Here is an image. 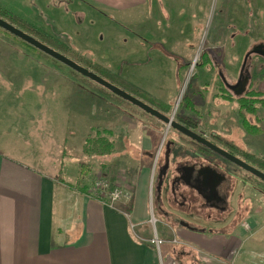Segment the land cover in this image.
Segmentation results:
<instances>
[{
	"label": "rangeland",
	"instance_id": "374dc122",
	"mask_svg": "<svg viewBox=\"0 0 264 264\" xmlns=\"http://www.w3.org/2000/svg\"><path fill=\"white\" fill-rule=\"evenodd\" d=\"M116 1L123 5L122 0ZM150 1L156 4V9L162 5L163 12L160 16L156 14L159 21L152 29L147 26L149 17L143 14L146 4L142 3L132 4L118 14L101 5L92 4L91 0H0V4L12 12L24 26L29 25L27 29L33 30V36L84 66L92 62L124 78L131 74L136 80H141V76L147 75L148 79L143 78L140 83L147 86L146 91H153L165 100L171 99V95H161L158 91L167 86L170 89L177 86L170 103L172 113L168 112L167 115L173 114L175 108V111L178 110L174 113L175 119L179 116L190 117L197 123V129L206 136H210V131L215 130L216 125L222 126V134L227 138L245 150L252 151L260 160L264 159V107H261V103H256V115L245 109L241 111L242 115L263 130V134L252 135L241 123L238 102L223 100L220 92L221 71L231 79V83H236L243 75L250 73L260 72L264 77V61L259 58H253L249 62L246 60L243 69L245 56L251 54L253 47L264 43V0H161V3H156L157 0ZM19 28L26 29L22 25ZM155 37L165 42V46L163 42H159L164 47L171 46L179 56L187 60L189 66L179 70L177 63V72L175 56H179L169 52L175 55L172 58L160 45H151L150 43L154 42L152 38ZM14 39H19V43ZM0 40L3 42L0 53L22 54L24 49L27 54L34 55L36 61L40 59V62H37L40 68H37L36 63V68L32 66L28 71L17 67L15 72L19 80L12 85L7 84L11 85L9 91L15 94H10L15 100L12 102L19 106L26 101L30 102L32 94L25 95L23 91L17 90L18 86H34L35 151L46 152L47 148L50 150L57 146L63 151L65 145L67 161L70 162L69 156H73L79 169L82 166L84 171L88 172V175H81L79 172L80 177H106L112 181L119 180L133 189L146 162L154 165L149 170L150 192H154L151 209L155 214H152L157 219L159 231L170 229L161 223L162 219L165 220L162 211L166 209V204L156 192L155 185L158 171L163 165L158 154L165 141L178 136L173 127L131 102L118 99L111 91L108 92L107 88L46 55L33 45L25 44L17 36L5 33L1 28ZM167 41L172 45L168 46ZM28 48L31 50H27ZM205 49L210 53L212 62L205 68H192L196 58L197 62H200V56ZM153 67L155 69H152ZM159 70L164 72L165 79L161 72H157ZM24 75L29 77L24 78ZM2 86V89L6 88ZM256 87L264 91V81H260ZM47 88L51 90L48 91ZM185 95L195 102L194 110L181 104ZM29 126H32V123ZM98 130L111 132L109 138L115 144L113 155L101 157L84 152L86 139L96 135ZM149 130H155L158 140L161 137V143L158 145V141L156 146L158 153L155 149L147 159L146 154L141 151V146L135 147L132 143H138ZM28 133L32 137V131L29 130ZM233 152L258 168L264 167L258 161L248 160L243 153ZM234 165L237 175L244 183L238 184L240 179L236 176L237 183L233 182V185L237 186L235 198H239L241 194L246 195V184L264 188L260 179ZM69 167L71 166L68 165ZM258 205L262 204L258 202ZM202 210L206 213L204 223L212 222L207 218L208 213L212 216L218 215L216 210ZM241 217L242 215L237 220L233 219L234 224H239ZM152 228L149 220L147 234L151 233Z\"/></svg>",
	"mask_w": 264,
	"mask_h": 264
},
{
	"label": "crops",
	"instance_id": "0c3cea01",
	"mask_svg": "<svg viewBox=\"0 0 264 264\" xmlns=\"http://www.w3.org/2000/svg\"><path fill=\"white\" fill-rule=\"evenodd\" d=\"M122 1L123 5L116 0H91V3L117 14L132 4H146L143 14L149 17V29L163 13L162 5L156 9V4L150 0ZM14 41L19 43V39ZM152 41L151 45L163 42L165 46L158 37ZM2 43L0 40V46ZM166 44L172 45L168 41ZM167 49L178 55L171 46ZM35 58L24 49L22 54L0 53V264H264V188L246 185V195H240L231 203L232 211L239 217L242 215L239 224L232 222L234 216L224 218L222 223H204V217L178 214L179 220L186 222L183 227L167 218L160 220L170 229L159 231L157 228L158 235L165 240L158 249L148 240L154 229L151 235L146 230L154 213L151 209L154 192H150L149 175L154 165L146 162L135 188L129 186L134 194L130 203L111 206L88 194L93 177H80L81 169L75 158L69 156L70 162L67 161L65 145L63 151L59 146L47 148L46 152L35 151L34 86H12L27 96L32 94L31 101L21 106L14 103L10 96L13 92L9 91L19 80L15 69L36 68L34 64L40 59L36 61ZM179 58L181 64L187 63L186 59ZM177 63L180 67L176 60V70ZM37 68L40 67L37 65ZM157 72L166 78L164 72ZM26 77L29 76L24 75ZM140 78L136 80L131 74L127 77L133 85L146 91L147 86L140 82L148 79L147 75ZM2 85L6 88L2 89ZM175 88L177 86L172 89L167 86L158 91L161 95H171L169 100L153 91L147 92L170 104L177 91ZM158 141L160 145L161 137L158 140L155 130H149L138 143L132 144L140 145L148 159L155 149L158 153ZM166 197L162 195L164 200ZM244 223H248L249 228L244 227Z\"/></svg>",
	"mask_w": 264,
	"mask_h": 264
},
{
	"label": "flooded vegetation",
	"instance_id": "af4514ba",
	"mask_svg": "<svg viewBox=\"0 0 264 264\" xmlns=\"http://www.w3.org/2000/svg\"><path fill=\"white\" fill-rule=\"evenodd\" d=\"M250 52L251 54H247L245 56L243 69L245 67L246 60L249 62L253 58H259L260 60L264 61V43L253 47ZM220 75L222 78V89L220 91L222 95L231 93L239 96L247 91L252 90L258 93L264 92L263 90H259L256 87V84H258L260 81H264V77L262 74H260V72L256 74H245L239 78L236 83H231V79L223 71H221ZM239 83L241 85L236 86ZM238 104L241 123L245 128L241 114L242 109L239 102ZM179 105L180 100L177 106L179 107ZM177 111H175L174 108L173 114H171V112L169 113L170 115H168L172 116L173 119L178 121L180 124L196 133L203 135L208 140L224 148L228 152L238 157L240 156L235 154L233 151L243 153L246 158H248L246 156L247 154L255 155L256 157L260 158L252 151L245 150L244 148L238 146L233 140L227 138L225 134H222V126L216 125L215 130L212 129L210 131V136H206L201 133L199 129H197V123H195L190 117L182 116V118L175 119L174 113ZM256 113L250 114L256 115ZM249 122L252 125H256L251 121ZM173 129L177 132L176 135L178 136L165 141L163 147L161 148V152L158 154L159 160L163 161V165L158 171L155 187L159 196H168L165 200L163 199L168 204V207L162 211L164 217L175 223H178L180 227H183L186 222L179 220L180 218H178V214H187L189 216L193 215L195 217L197 216L205 218L206 213L202 209L209 208L218 211L217 216H212L209 213L207 214V218L212 222L222 223V220H225L224 218L228 219L234 216V218H232V222L234 223L233 219H239V215L232 211L233 209L231 207V203L235 199V191L237 188V186L233 185V182L237 183L236 176L239 178L234 163L226 159L221 154L213 151L208 146L182 133L178 129ZM245 130L250 133L247 128H245ZM260 134H263V130L259 134L252 135ZM225 146L228 147V149ZM168 157L169 161L167 165ZM158 163L159 161L157 164ZM165 166H167L166 171L163 173V175H161ZM262 170L264 171V169ZM160 182H162L161 187ZM261 182L263 183V181ZM239 183L244 184L241 179L239 180L238 184ZM159 187L161 191L159 190Z\"/></svg>",
	"mask_w": 264,
	"mask_h": 264
},
{
	"label": "trees",
	"instance_id": "16d2710c",
	"mask_svg": "<svg viewBox=\"0 0 264 264\" xmlns=\"http://www.w3.org/2000/svg\"><path fill=\"white\" fill-rule=\"evenodd\" d=\"M0 17L6 19L7 21L13 23L16 26H23L26 29H24V31L32 34L33 30H29L27 29L28 26H24V24L21 23L20 20H18V18L16 16L13 15L12 12H10L8 9H6L3 5L0 4ZM20 21V22H19ZM160 45V47L162 49H164L165 53L174 58L173 55H171V53H169L170 51L164 47L161 44H157ZM176 60L179 62L180 58L175 56ZM200 62L196 63V67L197 68H205L206 66H208L211 62H212V58L210 57V53L208 52L207 49H205L201 56H200ZM180 63V62H179ZM212 65V64H211ZM86 67H89L90 69L94 70L96 73H98L100 76L104 77L105 79L109 80L110 82L114 83L115 85L121 87L122 89L128 91L129 93L139 97L140 99H142L143 101H145L146 103L150 104L151 106L155 107L156 109H159L161 112L163 113H168L172 111V106L162 100H160L159 98H157L156 96L148 93L147 91L143 90L142 88L133 85L127 78L121 77L118 74L112 72L111 70L104 68L101 65L98 64H92L91 63H87L85 64ZM179 69L182 70L185 68V66H189L188 63H184L179 65ZM108 91V89H106ZM109 92V91H108ZM115 97H117L120 100H124L121 97H119L118 95L112 93ZM221 96L230 101H238L240 103V107L242 109V111L245 109L247 110L249 113H256L257 112V107H256V103L259 102L261 103L262 106H264V93H258L254 90L252 91H247L242 95H235V94H231L228 93L226 95H222ZM126 101V100H124ZM181 104L184 105L186 108L190 109V110H194L195 107V102L193 100H191L187 95L184 96V98L181 101ZM178 118H182V116H179ZM243 118V124L245 126V128H247V130L252 133V134H259L262 132V128H260V126L258 125H252L249 120L246 118L245 115H242ZM111 132L110 131H100L98 130L96 132V135L94 136H89L86 139L85 145H84V152L87 155H96V156H101V157H107V156H111L114 153V149H115V144L114 142L109 138ZM248 157V159H252L254 161H258L259 164H261L262 166H264V160H260V158L256 157L255 155H250L247 154L246 155ZM86 166V165H83ZM264 168V167H263ZM261 168V169H263ZM81 175H88L87 171H84V168L81 166ZM114 179V178H113ZM264 183V182H263Z\"/></svg>",
	"mask_w": 264,
	"mask_h": 264
},
{
	"label": "water",
	"instance_id": "95a60500",
	"mask_svg": "<svg viewBox=\"0 0 264 264\" xmlns=\"http://www.w3.org/2000/svg\"><path fill=\"white\" fill-rule=\"evenodd\" d=\"M0 27L5 29L7 32L11 33L12 35L17 36L18 38L22 39L23 41L33 45L34 47L42 50L47 55L53 57L54 59L62 62L63 64L69 66L74 71L80 73L81 75L87 77L88 79L97 82L98 84L102 85L103 87L107 88L112 93L118 95L122 99L131 102L133 105L141 108L146 113L158 118L166 125L172 126L173 128L178 129L182 133L186 134L187 136L191 137L192 139L208 146L213 151L221 154L226 159L230 160L237 166L241 167L242 169L246 170L247 172L253 174L258 179L264 182V171L244 159L228 152L224 148L216 145L215 143L208 140L203 135L192 131L191 129L185 127L184 125L180 124L178 121L174 120L172 116H169L159 109L151 106L150 104L146 103L139 97L129 93L128 91L122 89L121 87L115 85L114 83L110 82L109 80L105 79L104 77L100 76L98 73L94 72L93 70L89 69L88 67L78 63L74 59L70 58L69 56L65 55L64 53L54 49L53 47L47 45L43 41L39 40L32 34L24 31L23 29L19 28L18 26L14 25L13 23L7 21L6 19L0 17ZM241 85L240 83L236 86ZM169 157L167 158V165H168ZM167 166L163 169L161 175L166 171ZM162 178V177H161ZM160 178V179H161ZM162 182H160V187ZM159 187V190H160ZM161 191V190H160Z\"/></svg>",
	"mask_w": 264,
	"mask_h": 264
},
{
	"label": "built area",
	"instance_id": "2783aa9c",
	"mask_svg": "<svg viewBox=\"0 0 264 264\" xmlns=\"http://www.w3.org/2000/svg\"><path fill=\"white\" fill-rule=\"evenodd\" d=\"M196 63L197 58L195 59L192 68H194ZM88 194L92 198H95L100 202L109 204L111 206H115L118 203L128 204L131 202L134 195L132 189L129 186L124 185L119 180L112 181L110 178L106 177H98L93 179L88 189ZM150 222L153 225L154 234L148 240L156 245L158 249H160V246L165 240L162 239L157 233V219L153 216V214L150 218ZM244 227L249 228V224L244 223ZM174 242H177V240L174 239Z\"/></svg>",
	"mask_w": 264,
	"mask_h": 264
}]
</instances>
